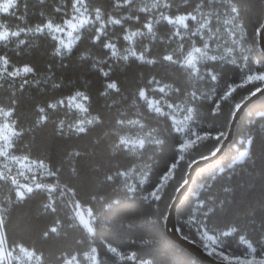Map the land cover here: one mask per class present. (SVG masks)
<instances>
[{"label":"trees","instance_id":"obj_1","mask_svg":"<svg viewBox=\"0 0 264 264\" xmlns=\"http://www.w3.org/2000/svg\"><path fill=\"white\" fill-rule=\"evenodd\" d=\"M154 2L119 0L118 6L117 0H85L92 17L96 8L101 10L102 23L84 25L72 47L59 52L50 33L35 29L49 20L67 19L74 0H18L9 13L0 12V24L10 31L23 29L19 36L0 41V57L9 60L10 72L33 69L20 76H0V107L11 110L20 133L11 151L45 162L55 173L45 178L53 183V191L33 188L22 199L17 185L0 181L1 229L10 247L19 244L33 250L42 257L41 264H62L70 255L86 264L83 254L91 247L104 264H214L172 239L165 218L189 165L220 146L237 105L264 84L245 83L248 76L264 73L259 41L264 0H160L159 7H152ZM199 10L209 21L204 33L194 31L196 24L189 20V28L175 36L174 25L161 19ZM112 19L121 23H109ZM149 23L151 32L145 27ZM133 32L140 34L124 39ZM108 43L115 45L117 55L104 47ZM206 43L215 49L216 59L201 60L195 73L183 58L193 45ZM129 50L137 57L143 53L145 60L123 59ZM168 55L176 62L165 60ZM109 83L117 88L109 89ZM230 88L236 90L224 98ZM141 90L161 100L169 115L150 109L138 95ZM78 91L88 97L87 111L94 116L83 132L73 126L76 111L58 104ZM52 104L57 107H49ZM168 105L191 109L185 135L176 131ZM137 135L146 136L142 147L121 143L123 136ZM205 135L209 138L181 152L185 139ZM246 140V156L235 161ZM173 163L177 168L156 200L151 193ZM71 200L89 209L92 233L73 216ZM190 218L193 223H185ZM176 223L182 235L206 251L204 231L219 234L218 250L228 256L242 257L247 251L241 237L258 250L264 244V94L243 110L219 156L196 170L177 206ZM225 232L231 234L222 235ZM108 245L125 255L134 253L137 260L119 261L107 251Z\"/></svg>","mask_w":264,"mask_h":264},{"label":"snow or ice","instance_id":"obj_2","mask_svg":"<svg viewBox=\"0 0 264 264\" xmlns=\"http://www.w3.org/2000/svg\"><path fill=\"white\" fill-rule=\"evenodd\" d=\"M132 0H123V4H130ZM204 0H202V3ZM117 4L119 6V0H117ZM18 0H3L2 3H0V12L2 13H9V10L12 8L17 7ZM160 6V0H155V2L152 4V7H159ZM167 6V5H165ZM73 8L75 10L76 15L72 17V19H68L63 22L62 25L55 24L54 21L49 20L46 24L43 25V27H37L35 29L36 32H43L45 30H48L52 33H63L65 32V29H69L67 35L69 37H72L73 31H77L80 27L86 25L89 23L88 18V7L85 3V0H74ZM199 8V5L197 6ZM83 9V11H81ZM148 8H145L144 11H148ZM95 12V20L99 21L101 19V10L99 8H96L94 10ZM232 13H236L237 9L235 7L231 8ZM198 15H200V19H198ZM198 15H193L191 13H188L187 15H181V16H175V17H168V16H161V19L166 20L169 24L178 26L177 31L174 33L175 36H179L181 34L182 29L189 28V24L186 23L187 21H196V23L199 25L197 28V32L206 29L208 27L209 21L206 16H203L198 13ZM235 17H233L234 19ZM203 21V22H201ZM112 24H120L121 21L118 19H112L108 21ZM228 23V21H226ZM145 27H147L148 31H152V24L149 23ZM20 31H23L21 29ZM20 31H9L8 26L0 24V41H7L10 36L16 37L20 35ZM101 32H103V28L100 29ZM138 32L130 33L129 35L125 36L124 39L126 40H132L133 37L139 35ZM195 34V33H194ZM100 36L97 35L96 39H99ZM75 39H78V35L76 37H73L71 40L68 41L67 44H64L63 40H61V46L62 48H68L70 49L72 47V44L74 43ZM23 43V41H21ZM104 47L108 49L113 50V55H117L118 53L115 51V45L112 43L105 44ZM207 47V46H205ZM60 51L59 49L57 50ZM199 54V56L194 55ZM206 55V53L202 52L200 48H193L192 53H189L187 57L184 59V64L188 67H190L194 72H198V69L196 68V60L199 57H203ZM129 56L137 57V52L129 50L128 55L124 56L123 59L127 60ZM140 60H145V56L143 53L139 54L137 57ZM165 60L169 62L175 63L176 61L173 60L172 55H168L164 57ZM209 59H216V57H209ZM148 63H153V61L149 60ZM33 69L31 67L25 66L21 70L17 71H9V60L6 57H0V76H8V77H15L20 76L22 73H30ZM107 75V73H105ZM212 79L215 80L216 77L212 76ZM252 81H264V73H261L259 75H250L247 77V82ZM27 83V81H25ZM242 85H238V87H241ZM23 87V85H21ZM109 89H116L117 85L115 83H109L107 85ZM235 88H230V90L225 94L224 98H227V96H230L232 92H234ZM159 92L163 93L164 88H160ZM139 97L144 99L150 109H152L154 112L167 117L169 113L164 112L161 107V100H155V101H149L147 98V95L145 91L141 90L138 93ZM193 96L195 94L193 93ZM80 99L81 101H87L88 97L84 96L82 93L77 92L74 97L71 98L69 103H72L74 107L80 109L81 111H87V109L84 107V103H75L77 99ZM65 101L61 100L58 101V104H64ZM51 108H56V104L49 105ZM237 107H239L237 105ZM168 108L171 109L172 105H168ZM44 109H41V112H43ZM190 112L191 109H188ZM12 115L11 111H6L2 108H0V117H2V120H0V157L4 158L5 160H16L17 163H20L19 160H17L16 157L12 156L9 152V149L13 147V137L19 136L20 133L15 130L13 127V123L10 122V117ZM186 119H190V117H186ZM91 123V121H89ZM77 131L83 132L85 131L84 127H77ZM177 132L182 131L181 128H176ZM222 135V134H221ZM209 136L205 135L203 137L196 136L195 140H185L184 143L180 145L181 152H186L189 149H191L193 146L197 144L198 141L208 139ZM218 139V137H217ZM122 144L128 145L130 141L128 140H122ZM135 143H138L141 147L144 144L143 140L136 141ZM241 155H244L242 153ZM181 159H183V156H181ZM43 167V165L41 164ZM177 168V163H173L171 165V168L169 169L168 173L162 178V183L159 185L153 193H151V196L154 197L156 200L160 199V196L157 194L159 191H162L163 185L167 183L169 179H171L172 176V170ZM50 175H55V173H49ZM108 179H112L111 177H108ZM12 184L17 185L16 193L18 198L22 199L27 193L33 192L32 187H28L26 185L21 186L19 185V181L15 178H12L9 175L7 164L4 165L3 169H0V181H9ZM36 188H42L43 186L41 184H35ZM23 188L24 190H21ZM54 189H49V191H53ZM147 199V197H145ZM50 207V205H49ZM89 216H91V213H89ZM3 221L0 220V226H2ZM79 223L83 226V228L89 232L92 233L94 231L93 225L90 222L89 219H85L84 215H79ZM185 223L191 224L193 223L192 218H190ZM51 231H56L55 228L51 229ZM232 231H235L233 229ZM230 232H225L222 235L228 236L230 235ZM47 235V233H45ZM203 238L207 239L208 241H211L212 244L217 243V238L214 236H209L207 233L202 234ZM241 241L246 245L247 251L244 253V255L241 256H228L225 255L223 251L217 252V249L214 247L212 248L211 254H218L221 256L222 259L229 261V264H264V244H261L260 249L258 250L256 247L253 246L252 242L246 240L244 237L240 238ZM19 251L20 255H13V252ZM96 249L91 248L89 252L83 254V258L87 261L92 262V264H96ZM107 251L112 253L113 256L118 258L119 261H136L137 257L133 254H122L120 251L117 250V248L112 247L111 245L107 246ZM35 260L36 264H41L42 257L39 255H36L34 251H29L27 248H25L23 245H14L9 246L6 237L0 235V264H12L13 261H23L24 264H30L31 261ZM63 264H81V261L77 258L76 255H70L69 257L63 258ZM142 264H149V262L144 261Z\"/></svg>","mask_w":264,"mask_h":264},{"label":"rangeland","instance_id":"obj_3","mask_svg":"<svg viewBox=\"0 0 264 264\" xmlns=\"http://www.w3.org/2000/svg\"><path fill=\"white\" fill-rule=\"evenodd\" d=\"M151 1L154 2L155 0H146L147 3L151 2ZM2 2H3V0H1L0 3H2ZM81 11H83V9H81ZM198 13L203 15V16H206L205 13L200 11V10L197 11L196 13H191V14L198 15ZM75 15H76V13H75V10L73 8L72 13L70 14V16L67 19L63 20L62 22H54V23L62 25L64 21H66L68 19H72V17H74ZM181 15H187V14H177V15L168 16V17H175V16H181ZM165 16H167V15H165ZM88 18H89V22L95 20V17L91 16V12L89 10H88ZM198 19H200V15H198ZM193 22H195V24H196L193 30L197 32V28L199 27V25L196 23V21H193ZM201 22H203V21H201ZM101 23H102V21L99 20V24H101ZM41 27H43V26H41ZM82 27H80L77 31H73L72 37H69L67 35V33L69 31V29H67V28L65 29V32H63V33H52V32H49L48 30H45V31L50 33L55 38L56 44H57V50L59 49L60 51H66V50H68V48H62L61 40H63L64 44H67L68 41L71 40L73 37H76L77 35L79 37ZM174 27H175V30L177 31V27L178 26H174ZM199 32L204 33L205 29H203V30H201ZM76 40L77 39H75L74 43L76 42ZM205 46H207V47H205ZM193 48H200L202 52L206 53V55H204L203 57H199L196 60V68L197 69H198V64H199V62L201 60H204V59H207L209 57H214L215 56L214 55L215 49L214 48L210 49L208 44L206 43L203 46L193 45L188 50V52L186 53L185 57H187L189 53H192ZM193 54L199 56V54H195V53H193ZM185 57L183 58V63H184ZM188 68H190V67H188ZM76 93L77 92H75L72 95L67 96V97H65V98H63L61 100L65 101V103L63 105H66L68 108L76 111V113L78 114V118L75 121V123L73 124V126L76 129H77V127H84L85 128L88 124H90L89 121L92 122L94 120V116L90 115L88 113V111H81L80 109L74 107L72 103L68 102V101L71 100L72 97H74L76 95ZM80 93H82V92H80ZM82 94L84 95V93H82ZM147 98H148L149 101L159 100V99H156V98H153V97H148V96H147ZM75 103H84V107L87 109L86 101H81L78 98L75 101ZM161 107L164 110L162 102H161ZM0 108L4 109L6 111H11L10 109H7V108H3V107H0ZM172 108H173L172 110H174V113L171 110V114L170 115H171L174 127H175V129L177 127L181 128L182 129L181 132L184 133V135H185L186 131L188 130V128L190 126L189 124L191 122L192 113H191V111L189 112L188 109L184 110V109L176 108V107H172ZM186 117H190V119H186ZM0 120H2V117H0ZM10 122L13 123L11 117H10ZM13 127H14V125H13ZM13 139H14V137H13ZM145 139H146V136H142V135L141 136L140 135L139 136L138 135L137 136H123L121 138V141L122 140L130 141V143L127 145V147H129L131 149H136V148L140 147V145L138 143H135V142L139 141V140H143L145 142ZM185 140H187V139H185ZM245 145H246L245 147H243L242 149L238 150V152L236 153L235 158H234L235 161H240L246 156L248 140H246ZM9 152H10V154L12 156L16 157L17 160L20 161V163H17L16 160H5L4 158L0 157V169H3L4 165L7 164V169H8L9 175L12 178L17 179L19 181V185H21V186L26 185L28 187L36 188L35 184L38 183V184H41L43 186L41 189H46V190L54 189L53 183H48V182L45 181V178L50 173V171H49V169H48V167H47L45 162L40 161V160H36V159H32V158H30V157H28L26 155L14 154L11 151V149H9ZM242 153H244V155H241ZM41 164L43 165V167L41 166ZM16 189H17V186H16ZM21 190H24V189L21 188ZM71 201H72L71 202V204H72V212H73V216L75 217V219L79 222V215L82 214V215H84L85 219H89L90 222L93 224V217L89 216V213H90L89 209L87 207H85V206L80 205L75 200H71ZM203 233H207V235L214 236V237L217 238V243L216 244H212L211 241H208L207 239L203 238V236L201 235L202 242L207 247V252H209L211 254L212 248H214V247L217 249V252H220L218 250L219 234H215V233H212V232H209V231H204ZM0 235L3 236L1 226H0ZM91 248H95V247H91ZM28 250L29 251H33L31 249H28ZM13 255H20V253L17 250L15 252H13ZM36 255H39V254L36 253ZM142 262H144V261H140V262H138V264H142ZM12 264H24V262L23 261H20V262L13 261ZM30 264H36V261L33 260V261L30 262ZM86 264H92V262L86 260ZM96 264H104V262L99 259L97 251H96ZM115 264H120V263L119 262H115Z\"/></svg>","mask_w":264,"mask_h":264},{"label":"water","instance_id":"obj_4","mask_svg":"<svg viewBox=\"0 0 264 264\" xmlns=\"http://www.w3.org/2000/svg\"><path fill=\"white\" fill-rule=\"evenodd\" d=\"M259 41L260 46L264 50V22L260 28L259 31ZM264 94V84L253 91L250 95H248L243 101L239 103V107H236L230 125L229 129L227 131V134L223 138L220 146L211 154L199 157L195 159L188 168L187 174H186V180L179 186L177 191L175 192V195L169 205L168 212L165 218V228L167 234L177 241L179 244L190 250L194 255H196L199 259L207 262H211L214 264H229L228 261L223 259H218L209 252H207L201 245H199L197 242L193 241L192 239L182 235L179 231V228L177 227L176 223V209L181 201L183 195L188 190L190 183L193 179L194 173L196 170L205 164L212 162L215 160L219 154L223 151L225 146L232 140L234 127L236 124L237 119L243 112V110L249 105L251 102L259 98L261 95Z\"/></svg>","mask_w":264,"mask_h":264}]
</instances>
